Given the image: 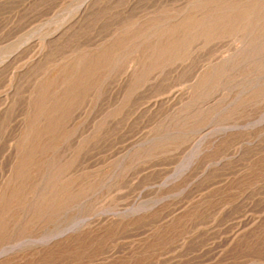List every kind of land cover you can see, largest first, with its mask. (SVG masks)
I'll list each match as a JSON object with an SVG mask.
<instances>
[{
	"label": "rangeland",
	"instance_id": "obj_1",
	"mask_svg": "<svg viewBox=\"0 0 264 264\" xmlns=\"http://www.w3.org/2000/svg\"><path fill=\"white\" fill-rule=\"evenodd\" d=\"M0 264H264V0H0Z\"/></svg>",
	"mask_w": 264,
	"mask_h": 264
}]
</instances>
